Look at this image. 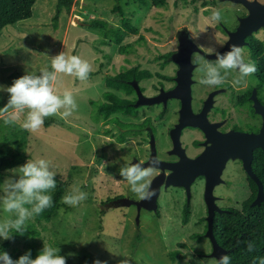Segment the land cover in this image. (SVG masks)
Returning a JSON list of instances; mask_svg holds the SVG:
<instances>
[{"label":"rangeland","instance_id":"374dc122","mask_svg":"<svg viewBox=\"0 0 264 264\" xmlns=\"http://www.w3.org/2000/svg\"><path fill=\"white\" fill-rule=\"evenodd\" d=\"M56 2L38 0L31 19L8 26L0 33V85L6 88L25 74L52 71V58L61 52L66 57L76 55L86 60L93 75L85 81L65 74L58 76L57 94L71 91L77 110L66 119L60 115L47 117L38 132L28 131L26 161L6 171L0 183V221L10 215L3 210L5 193L2 184L7 179H18V174L11 170L18 169L29 159L50 162L49 170L56 173V185L65 183L63 197L78 187L87 193V199L73 207L65 204L62 197V206L54 219L36 224L41 234L34 240L12 237L8 252L16 260L28 252V243L32 242L35 249L33 259L44 245H50L60 249L59 254L66 257L67 264H93L97 259L107 264H120L123 259L129 260L130 264H216L219 258L212 255L214 247L205 235V224L198 222L206 216L204 181H198L194 186L191 216L187 223H184L187 197L179 188L161 187L157 211L139 207L137 203L145 201L138 199L119 173L122 167L143 162L149 157V134L144 131L137 136L127 134L123 140H115L111 124L96 115L93 102L104 101V94L112 90L106 86V80L127 66H139L153 74L151 78L136 83L130 99L138 102L140 98L160 95L161 89L173 85L162 80L160 75L174 76L178 71L177 56L182 42L189 40L197 47L191 58V65L197 67L198 94L193 105L197 110L200 105L198 98H205L209 93L205 89L207 86L200 83L206 70L203 60L216 59V55H210V59L209 54L220 48L223 39L219 35L223 21H213L211 14L220 10L223 18L236 19L234 12L241 6L237 1L217 0V4L210 8L201 5V1L193 4L170 0L166 7L156 8L142 5L138 0H122L125 16L138 33L124 37L122 44L132 48L121 54L119 45L104 44L103 32L89 25L94 20H105L112 26H121V16L112 13L116 0H74L70 10L64 11L58 23L54 24ZM209 40L212 43H208ZM199 57L203 60L194 64L193 60ZM233 78L235 81L236 75ZM249 79L250 76L241 84L247 86ZM6 95V91H0V103ZM119 95L123 96L122 93ZM176 99L179 98L172 100L166 118L154 123L158 134L152 142V149L157 150L158 160L174 158L173 152H169L172 143L167 136V128L176 122L180 109L183 110V103L180 108ZM161 103L165 102L154 104L152 108L143 104L137 107L153 118L160 111ZM26 115L27 110L15 123L22 127ZM4 118L0 117V122ZM244 118L247 120L246 112ZM224 173L234 180L243 171L236 163H230ZM161 174V168L153 172L149 177L151 185ZM235 188L236 181L223 184L221 193L224 199L230 200ZM55 190L51 191V196ZM247 197L245 194L244 198ZM5 241L0 239V248ZM173 252L180 253L175 260L171 256Z\"/></svg>","mask_w":264,"mask_h":264},{"label":"clouds","instance_id":"9594fccd","mask_svg":"<svg viewBox=\"0 0 264 264\" xmlns=\"http://www.w3.org/2000/svg\"><path fill=\"white\" fill-rule=\"evenodd\" d=\"M211 19L221 22L223 19L221 11H214ZM200 60H203V57L194 59L193 63L198 64ZM203 62L206 73L200 83L210 87L224 84L227 75L233 72L236 73L234 82L239 84L257 70L255 63L246 60L242 46L236 44L231 45L226 52L217 53L214 63L207 60ZM51 67L52 71L42 70L39 75L25 74L6 88L0 85V91H6L9 95L7 103L0 108V117H5V125L14 124L27 110L22 127L26 131L36 133L43 127L45 118L60 115L61 118L66 119L77 110L78 105L73 93L65 90L59 95L55 85L60 74L75 76L81 81L87 80L92 71L91 65L79 56L66 57L61 52L52 58ZM198 70L203 71L199 68ZM221 70L224 75L221 74ZM159 163V160H151L145 166L143 162H137L120 169V176L139 200L150 202L156 195L149 177L159 167ZM49 168L50 162L45 159H29L18 169L11 170L14 174H18L19 178L7 179L2 184L5 193L2 197L3 210L10 215L0 221V239L10 240L13 233L24 235L28 229L27 222L53 206V197L50 193L57 186L54 179L56 173ZM86 199L87 193L74 187L71 193L63 197V202L75 207ZM247 251H254L253 242L247 243ZM59 253L58 247L50 245H44L35 259L31 258L30 250L16 260H13L7 252H0V264H67L66 257ZM93 264H107V262L97 259ZM120 264H130V262L123 259ZM216 264H230L229 255L221 256L216 260ZM259 264H264V258L259 259Z\"/></svg>","mask_w":264,"mask_h":264},{"label":"flooded vegetation","instance_id":"af4514ba","mask_svg":"<svg viewBox=\"0 0 264 264\" xmlns=\"http://www.w3.org/2000/svg\"><path fill=\"white\" fill-rule=\"evenodd\" d=\"M223 1L234 2L235 0H223ZM245 1L248 3L259 4L260 9H262L261 6L264 7V0H245ZM236 3L241 6L238 10H236V12H234L236 19H231L229 16H226V18L222 19L223 21L222 28L219 29V33H220L219 35L223 37V39L221 40L220 48L216 51L211 52V54H209V57L210 55L211 56L216 55L217 53L223 51L233 39L232 35L241 29V27L244 24V21L248 19L251 15H253V11H257L256 7H251L244 1H239V2L237 1ZM216 4H217V0H214V2H211L209 5L204 7L213 8V6H215ZM260 17H264V9L262 10ZM247 31L249 32V34H247L244 37L243 43H241L239 46H242V48L244 49L246 60H250L251 62L255 63L257 69L256 72L250 76L248 85L244 86L241 83L236 84L233 80L234 79L233 75H236V73L234 72L229 73L226 77L224 84L216 87L207 86V88H205L209 90V93L205 98L203 97L198 98L200 105L199 108L195 110L193 108V105L196 95L198 94L196 92L197 82L195 79L197 73V67L192 64V70L190 76L191 79L190 94H191L192 112L194 116H199V115L201 116L205 106L208 105V109L205 115H202V119L206 121L207 126L206 129H204L200 126L186 125L181 130H178V132H176L177 133L176 138L173 137L172 130L178 127L182 119L180 114L181 111L180 109L176 122L172 124L169 128H167V136L170 142L172 143V148L171 150H169V152L171 153L173 152L172 154H174L173 155L174 158L160 160L168 163H176L181 160V156L178 153H176V142L178 144L179 151L183 152L187 158L193 160L197 159L199 156H201L204 152H206L210 148L219 149V151L216 153L217 157L219 153H224V155L227 153V156L229 157L227 158L224 168L222 169V173L220 175V182L217 185H215V187L213 188V195L216 198L215 203L219 208V211L215 212V217L218 213H223V214L232 213L234 210H236L237 213H239L241 216H244L245 201L251 195H253L254 192L252 186H250L247 181L248 178H250L252 181L254 180L246 171L243 159L239 156L234 157L232 153H228V149H227L230 144L229 136L232 137L239 133L259 134L264 125V115L258 112L256 108V105H259L260 107H264V22L258 25V27L247 28ZM208 43H212V40H209ZM210 46H213V44H211ZM209 62H215V60H211ZM134 67H138L139 71L144 70L139 66H127L126 69L130 70ZM179 71H180V66L178 65V71L174 74V76L160 75L162 80L170 81L173 83V85L169 86L168 88L161 89L160 92H162V90L168 92L174 89L178 85ZM205 73L206 70L204 74ZM221 74L224 75L223 70H221ZM173 99L174 98H169L166 103L164 104L161 103L162 107L160 108V111L157 112V114L153 118L148 116L146 114V111L139 107H138V111H139L138 117H124L119 113L113 114V116L111 117L113 122L110 124L114 131L113 134L115 140L117 139L119 140L120 137L124 138L125 135L127 134H132L137 136L143 134L144 131H146L151 139L150 155L146 160L143 161V163L147 162L152 156V152H153L152 142L153 141L155 142L156 140L155 135L158 134L157 128L154 124L156 117L159 115H163L162 119L158 121H161L166 118V116L169 113V106H171ZM176 100H178V106L182 108V100L181 99H176ZM135 102L137 104V100H135ZM153 106L155 105H150L149 107L152 108ZM244 112H246L247 120H245L244 118ZM149 119H152V124L155 127V131H153L151 125L146 124ZM118 120H122L127 124L141 125L144 123L145 125L143 124L144 125L143 127L140 128L137 127L135 128L134 131H131L129 128H124L120 126L117 123ZM257 149H261V148L254 149L251 166L253 172L258 176L256 171L254 170V153ZM261 150L264 153L263 149ZM156 156H157V150H156ZM230 163H236L243 171V173H241L236 178H234V180L229 179L227 174L225 175L224 173ZM161 173L162 174L164 173L166 176H168L169 174H171V170L167 169L166 171H163L161 169ZM198 181L201 182L204 181V190H205L204 198H205L206 183H207V179L205 175L198 176L197 179L194 181V183L191 185L190 199H188L187 191L184 187L173 186V185L169 187L179 188L185 191L187 197L186 205L192 207L191 202L194 198L193 189ZM231 181H236L235 192L233 193V196L231 197L230 200L228 198L224 199V196L221 193L222 185L228 184ZM255 184L257 186V192L255 197L256 199L258 196L259 188L256 182ZM163 185L166 186V183H164ZM245 194H247L248 196L247 199L244 198ZM234 197H236L235 200ZM255 199L253 200V202L255 201ZM204 203L206 204V216L201 217L198 222L201 224H205L207 231L208 206L206 200ZM186 205L184 206V209ZM215 217H214V221H215ZM202 219H205V221L203 222ZM206 231H205V235H206Z\"/></svg>","mask_w":264,"mask_h":264},{"label":"trees","instance_id":"16d2710c","mask_svg":"<svg viewBox=\"0 0 264 264\" xmlns=\"http://www.w3.org/2000/svg\"><path fill=\"white\" fill-rule=\"evenodd\" d=\"M38 0H0V33L8 26L15 25L19 22L29 20L33 17V8ZM142 5H152L153 7H166L170 0H138ZM175 3L189 2L197 3L201 1V5L207 6L214 0H173ZM122 0H116V4L112 10L115 15L121 16V26H112L105 20H94L90 22V27L100 29L104 35V44L111 43L119 45V52L125 54L130 51L132 46L123 45V39L128 34H137L138 29L132 25L131 20L125 16ZM74 0H57L56 11L53 17V23H58L61 14L70 10ZM39 75V74H36ZM93 74H89L91 76ZM153 74L149 70L139 71L138 67L130 70H123L117 76L106 80V86L112 90L104 94V101L100 103L93 102L96 105V115L102 120L112 123V116L119 113L124 117H138L139 111L136 102L128 98L135 92V83H139L144 79H149ZM14 82V81H13ZM12 82V83H13ZM11 83V84H12ZM11 86V85H10ZM122 93L123 96L119 95ZM9 99L7 93L5 100L0 103V108L4 107ZM163 115L156 117V120L162 119ZM117 123L134 131L135 128L144 125L127 124L122 120ZM148 125L152 124V119L147 121ZM28 131L16 123L5 125L4 120L0 122V183H2L6 171L13 169L26 161V146ZM124 138L120 137L119 140ZM254 170L258 174L264 185V153L261 149H257L254 153ZM248 183L252 186L253 195L245 201V213L241 216L234 210L232 213H218L215 217L213 225L214 236L221 247H223L230 257V264H259V259L264 258V203L258 206H252V202L256 197L257 186L254 181L248 178ZM65 193V183L61 182L53 193V206L45 210L41 215L35 216L27 222V231L24 235L13 233V239L34 240L41 233L36 224L51 222L54 219L56 211L62 206L61 200ZM27 207H31L26 205ZM191 216V207L186 205L184 209V221L188 222ZM204 222L205 219H202ZM200 238V235H198ZM239 242V243H237ZM254 243V251H247V243ZM30 243V244H29ZM28 243V251H31V258L35 256V249L32 242ZM11 239L5 241L0 252H7L13 259L8 248ZM179 252H173L172 258L175 260Z\"/></svg>","mask_w":264,"mask_h":264},{"label":"water","instance_id":"95a60500","mask_svg":"<svg viewBox=\"0 0 264 264\" xmlns=\"http://www.w3.org/2000/svg\"><path fill=\"white\" fill-rule=\"evenodd\" d=\"M235 1H244L251 7H256L257 11H253V15H251L248 19L244 21L241 29L233 34V39L229 43V45L220 53L226 52L229 50L231 45L236 44L240 45L243 43L244 37L249 34L247 28H255L258 27L262 22H264V17H260L262 10L260 9V5L255 3H248L245 0H235ZM240 41V42H239ZM197 50V47L194 43L189 40H184L181 45V52L177 56L178 63L180 65V71L178 76V85L168 91H163L160 95L155 98L145 99L140 98L137 102L136 106L143 105H154L160 102H167L169 98H179L183 103L182 110V119L180 125L176 129L172 130L173 137L176 138V132L181 130L186 125H194L200 126L206 129L207 123L202 119V115H205L208 105L205 106L202 115L194 116L191 108V94H190V85H191V57L194 51ZM136 86V83H135ZM257 111L264 115V107H260L256 105ZM230 144L228 149V153H232L234 157L239 156L244 161V166L248 174L252 177V179L258 184L259 192L255 201L252 203V206H258L262 202H264V185L261 182L260 178L253 172L252 170V160H253V151L255 148H261L264 151V125L259 134H249V133H239L235 136H229ZM219 149L210 148L206 152H204L197 159H189L184 155L183 152H180L178 149V144L176 142V153L181 156V160L176 163H168L159 160V167L163 171L167 169L171 170V174L166 176L164 173L157 176L153 183L152 188L156 190V195L152 198L150 202H141L137 203L139 207L144 206L149 210L157 211L159 208L158 197L160 194V189L164 183L166 186H181L184 187L187 191L188 199L191 197V185L200 175H205L207 179L206 183V192H205V200L208 206V228L206 231V236L210 238L213 243V256L220 258L223 255L227 254V251L219 245L217 242L214 233H213V225H214V217L215 212L219 211L215 203V197L213 195V188L220 182V175L222 173V169L224 168L225 162L229 156L227 153H219L218 157L216 153ZM158 160L156 157V150L153 148L152 156L149 161ZM147 166V162L145 163Z\"/></svg>","mask_w":264,"mask_h":264}]
</instances>
